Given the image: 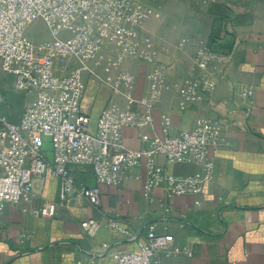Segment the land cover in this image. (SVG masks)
I'll use <instances>...</instances> for the list:
<instances>
[{
	"label": "crops",
	"instance_id": "obj_1",
	"mask_svg": "<svg viewBox=\"0 0 264 264\" xmlns=\"http://www.w3.org/2000/svg\"><path fill=\"white\" fill-rule=\"evenodd\" d=\"M139 1L156 9L139 33L152 40L171 81L190 74L199 48L215 54L205 70L213 84L210 94L184 100L171 87L153 110L158 134L164 133L165 109L173 132L191 129L199 118L219 122L225 143L207 148L214 161L210 178L198 193L169 196L159 186L148 197L141 165L121 173L116 183H102L98 207L80 197L63 205L57 180H37L28 200L6 204L0 211V264H117L112 254L137 251V240L150 229L174 237L170 249L159 252V264H264V0ZM122 66L135 75V95H145L152 65L128 58ZM7 77L13 86V76ZM86 81L83 110L94 123L112 94L96 80ZM18 93L24 101L11 113L15 121L32 99ZM123 137L127 147L141 146L132 128H124ZM157 160L177 175L200 170L192 162ZM75 169L78 183H96L88 168ZM43 201L57 204L53 217L32 215V208ZM89 217L98 222L93 236L80 226ZM109 219L130 235L111 229Z\"/></svg>",
	"mask_w": 264,
	"mask_h": 264
},
{
	"label": "built area",
	"instance_id": "obj_2",
	"mask_svg": "<svg viewBox=\"0 0 264 264\" xmlns=\"http://www.w3.org/2000/svg\"><path fill=\"white\" fill-rule=\"evenodd\" d=\"M155 12L139 0H0V67L13 76L15 90L32 96L17 121L0 114V211L6 204L28 200L34 182L47 178L58 181L63 205L80 197L98 207L102 183H116L121 173L141 165L148 197L159 186L169 196L202 190L214 166L207 148L225 143L219 122L199 118L191 129L173 132L165 109L164 133L158 134L153 110L171 87L184 100L210 94L213 84L205 70L215 54L199 48L190 74L171 81L152 40L139 33ZM37 22L48 29V38L35 41L29 35ZM128 58L152 65L145 95L134 93L135 75L122 66ZM88 78L112 94L94 123L82 108ZM124 128L135 130L140 147L124 144ZM158 156L165 163L192 162L200 170L177 175L159 163ZM75 167L88 168L96 183H78ZM56 211L55 202L43 201L31 213L50 218ZM108 225L130 235L115 219ZM80 226L93 236L98 222L89 217ZM173 241V235L150 229L137 240V251L114 252L112 259L117 264H159V252L168 251Z\"/></svg>",
	"mask_w": 264,
	"mask_h": 264
},
{
	"label": "rangeland",
	"instance_id": "obj_3",
	"mask_svg": "<svg viewBox=\"0 0 264 264\" xmlns=\"http://www.w3.org/2000/svg\"><path fill=\"white\" fill-rule=\"evenodd\" d=\"M31 35L34 39H44L49 37L47 28L42 23H35L32 26ZM18 92L19 91L14 89V86H11L7 73H5L0 67V114H4L9 119H12L11 113L16 112L24 101V98Z\"/></svg>",
	"mask_w": 264,
	"mask_h": 264
}]
</instances>
